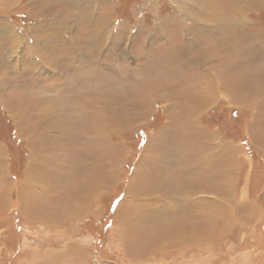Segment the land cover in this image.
Returning a JSON list of instances; mask_svg holds the SVG:
<instances>
[{"label":"rangeland","instance_id":"rangeland-1","mask_svg":"<svg viewBox=\"0 0 264 264\" xmlns=\"http://www.w3.org/2000/svg\"><path fill=\"white\" fill-rule=\"evenodd\" d=\"M55 2L0 0V264H264V0Z\"/></svg>","mask_w":264,"mask_h":264},{"label":"crops","instance_id":"crops-1","mask_svg":"<svg viewBox=\"0 0 264 264\" xmlns=\"http://www.w3.org/2000/svg\"><path fill=\"white\" fill-rule=\"evenodd\" d=\"M253 69H250L249 71H251ZM257 71V70H255ZM232 99V97H231ZM230 99V100H231ZM230 102V101H229ZM196 124H198V120L195 121ZM199 128V130H197V134H193V137L195 136H198L195 143L193 144V147L189 148L191 151H192V154L193 156L196 157V159L198 160H195V163H200V165L203 163V161L207 160L208 159V155L209 153H212L213 150L216 149V152H218V147H221V144H219L217 146L216 143H214V141H212V143H214L216 146L212 145V146H209L207 144V146H204L203 144H200L202 142H199V140H205V141H208V139H212L211 134H209V132H207V130L204 128L203 130V127H199V125L197 126ZM216 131V130H215ZM211 133L214 132V130H211L210 131ZM186 135H192L190 134L188 131H186L185 133ZM202 134H206V135H210L211 138H207V139H202L204 136H202ZM215 139V138H214ZM216 140V139H215ZM197 142V143H196ZM187 156L189 155V150L187 149ZM214 161V160H213ZM212 161V163H213ZM211 162V161H210Z\"/></svg>","mask_w":264,"mask_h":264},{"label":"bare ground","instance_id":"bare-ground-1","mask_svg":"<svg viewBox=\"0 0 264 264\" xmlns=\"http://www.w3.org/2000/svg\"><path fill=\"white\" fill-rule=\"evenodd\" d=\"M50 2V1H49ZM50 3H52V2H50ZM53 4H56V2H55V0H53ZM228 16V15H227ZM224 43V42H223ZM238 44H241L240 42L238 43V41H236V42H232L230 39H228L227 41H226V44H223V47H236ZM221 48V45H214L213 46V48L212 49H214L215 51L216 50H219ZM224 49V48H223ZM222 48H221V50H223ZM229 49V48H228ZM225 51V50H224Z\"/></svg>","mask_w":264,"mask_h":264}]
</instances>
